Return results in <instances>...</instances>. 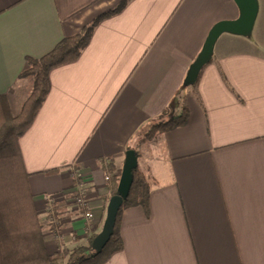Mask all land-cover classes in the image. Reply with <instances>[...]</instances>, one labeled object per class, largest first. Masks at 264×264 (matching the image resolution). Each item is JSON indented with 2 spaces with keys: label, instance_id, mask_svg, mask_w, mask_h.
<instances>
[{
  "label": "crops",
  "instance_id": "crops-1",
  "mask_svg": "<svg viewBox=\"0 0 264 264\" xmlns=\"http://www.w3.org/2000/svg\"><path fill=\"white\" fill-rule=\"evenodd\" d=\"M252 37L223 34L196 83L183 87L232 0H0V96L22 89L27 59L101 20L18 139L49 255L88 247L116 194L125 152L152 124L180 115L138 158L149 212H121L123 248L104 264H264V0ZM26 86V85H25ZM109 180H105V177ZM82 190L91 220L70 207Z\"/></svg>",
  "mask_w": 264,
  "mask_h": 264
},
{
  "label": "trees",
  "instance_id": "trees-1",
  "mask_svg": "<svg viewBox=\"0 0 264 264\" xmlns=\"http://www.w3.org/2000/svg\"><path fill=\"white\" fill-rule=\"evenodd\" d=\"M124 6L125 2H122L115 9L101 14L78 34L62 39L42 58L27 59L19 80L31 78L32 84L17 114H6L7 101L13 89L0 96V264H104L123 248L119 235L121 212L140 206L148 215L150 183L137 168L133 171L129 194L117 214L113 234L100 254L94 255L90 248L94 235L89 239L88 247L62 248L49 255L45 248L44 227L34 206L28 185L29 175L24 169L18 146V139L31 126L49 92L50 71L75 62L89 43L96 25L118 14ZM187 120L188 113L183 108L180 115L152 124L138 137L142 143L153 141L159 134L184 126ZM139 156L137 152V158Z\"/></svg>",
  "mask_w": 264,
  "mask_h": 264
},
{
  "label": "water",
  "instance_id": "water-1",
  "mask_svg": "<svg viewBox=\"0 0 264 264\" xmlns=\"http://www.w3.org/2000/svg\"><path fill=\"white\" fill-rule=\"evenodd\" d=\"M232 1L238 10L237 18L234 20L217 22L211 27L201 50L197 54L194 61L190 64L186 72L185 78L183 80V87H190L196 83L203 68L211 62L215 44L220 36L223 34L244 38L251 36L258 15V1ZM137 164L138 158L136 151H126L116 194L111 197L108 202L106 217L101 231L91 242L90 248L94 255H98L102 252L113 234L117 214L122 206L123 201L129 194V190L133 182V171L137 169Z\"/></svg>",
  "mask_w": 264,
  "mask_h": 264
},
{
  "label": "rangeland",
  "instance_id": "rangeland-1",
  "mask_svg": "<svg viewBox=\"0 0 264 264\" xmlns=\"http://www.w3.org/2000/svg\"><path fill=\"white\" fill-rule=\"evenodd\" d=\"M252 37V35L250 36V38ZM31 84H32V79L28 78V82L25 83V85L23 86L22 89H18V88H14L12 90V93L10 94L8 101H7V113L5 111V113L9 116H14L15 114H17L21 108L22 103L24 102V100L26 99V96L31 88ZM150 127V126H149ZM143 132L145 130H142ZM141 131V132H142ZM157 138V137H156ZM154 143V141H150V142H143L142 143V139L140 137H138L136 139L135 145L139 146V153L143 154L146 150L148 151L149 147ZM80 188L77 189V191ZM73 205H71L70 207H72ZM75 208V207H73ZM87 208L83 209L81 208L80 210H82L84 212V215L86 212ZM91 214V213H90ZM39 217V216H38ZM91 220V219H90ZM43 227H45L44 223L41 221Z\"/></svg>",
  "mask_w": 264,
  "mask_h": 264
},
{
  "label": "built area",
  "instance_id": "built-area-1",
  "mask_svg": "<svg viewBox=\"0 0 264 264\" xmlns=\"http://www.w3.org/2000/svg\"><path fill=\"white\" fill-rule=\"evenodd\" d=\"M105 180H109V177H105ZM78 194L76 195V197H74L71 201H70V205H73V207L77 208V209H85L87 208V204L85 202V199L83 197L82 194V190H78ZM86 220H90L92 218V215L89 212H86L84 215Z\"/></svg>",
  "mask_w": 264,
  "mask_h": 264
}]
</instances>
